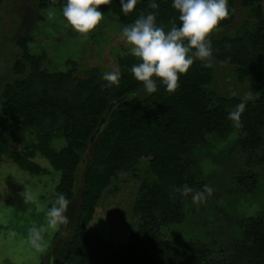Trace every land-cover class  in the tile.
Segmentation results:
<instances>
[{
    "label": "trees",
    "instance_id": "obj_1",
    "mask_svg": "<svg viewBox=\"0 0 264 264\" xmlns=\"http://www.w3.org/2000/svg\"><path fill=\"white\" fill-rule=\"evenodd\" d=\"M65 2L39 0V6L63 7ZM151 2L137 0L128 14L121 10L120 0H108L100 9L115 16L120 32L149 12L156 13V22L165 31L180 25L173 0H155L156 9L150 7ZM229 8L228 18L209 36L213 54L207 63L211 66L194 57L174 92L157 80L155 92L131 97L144 87L131 73L132 65L140 62L131 53L118 55L121 75L119 83L111 87L96 68L83 79L69 71L47 72L42 69L44 55L29 49V34L19 37L20 53L13 65L16 77L5 83L0 94V161L7 155L21 169L38 173L43 167L35 158H45L59 176L56 196L63 193L71 201L82 153L100 126L101 116L111 103L118 102L109 110L93 144L73 232L58 253V264H264V214L248 219L242 239L222 258L211 257L210 249L200 241L172 240L161 234L163 227L182 222L184 201L198 192L189 156L208 136L224 137L237 131L241 149L261 151L264 160L263 0H229ZM211 59L235 66L238 79L250 81L252 96L216 92ZM244 100L238 127L228 114ZM30 129H37L31 140L27 138ZM57 134L64 142L59 149L53 147ZM10 144L23 146L17 151ZM143 161L152 177L141 176ZM124 173L139 180L133 206L138 217L135 228L118 246L102 235L89 239V224L102 197ZM185 185L193 192L184 195L177 191Z\"/></svg>",
    "mask_w": 264,
    "mask_h": 264
},
{
    "label": "rangeland",
    "instance_id": "obj_2",
    "mask_svg": "<svg viewBox=\"0 0 264 264\" xmlns=\"http://www.w3.org/2000/svg\"><path fill=\"white\" fill-rule=\"evenodd\" d=\"M264 6V0H263ZM63 7L39 6V0H5L0 4V94L6 82L15 79L13 65L20 53L18 39L29 34V49L43 54L42 69L47 72H71L81 79L88 78L96 68L101 73L119 69L118 55L130 53V46L121 38V24L114 15L104 12L96 29L81 34L73 30L62 14ZM101 10V9H100ZM102 11V10H101ZM240 17L238 6L237 19ZM215 68L212 88L223 95L252 96L249 80L241 82L235 66L211 59ZM145 88L132 93L145 95ZM111 103L101 116L100 126L91 135L82 153L64 231L48 227L46 212L56 199L58 173L45 158L35 160L43 170L31 173L21 169L7 155L0 161V264H58V253L73 232L84 177L92 161L93 144L107 122ZM3 121L0 113V130ZM37 129H30L29 140ZM264 136V129L262 131ZM53 143L59 149L64 144L60 135ZM23 145L10 144L20 151ZM190 172L198 192L205 186L209 195L197 202L187 199L183 204L181 223L162 228L161 234L172 240L200 241L210 249V256L222 258L231 251L234 242L241 240L250 217L264 214V160L261 151H243L238 144V132L224 137L208 136V140L189 156ZM142 177H152L146 162H141ZM203 183V187L199 185ZM139 180L128 173L120 175L102 197L87 236L102 235L114 245H122L135 228L138 217L133 206L138 194ZM25 194V195H24ZM40 230V239L31 230ZM36 243L42 245L37 248Z\"/></svg>",
    "mask_w": 264,
    "mask_h": 264
},
{
    "label": "clouds",
    "instance_id": "obj_3",
    "mask_svg": "<svg viewBox=\"0 0 264 264\" xmlns=\"http://www.w3.org/2000/svg\"><path fill=\"white\" fill-rule=\"evenodd\" d=\"M108 0H66L62 14L74 31L87 34L97 28L104 19V12L100 10ZM137 0H120L121 10L128 14L136 6ZM172 6L180 13L179 26L173 25L169 30L159 26L156 13L149 12L141 15L132 24L123 27L121 38L130 46V53L139 59V63L132 65L131 73L134 78L143 83L148 93L157 89V80L166 87L168 92H174L179 86L180 76L186 74L193 64V58L205 61V66L213 54L210 34L230 14L229 0H173ZM152 9L159 5L152 0ZM194 50V51H193ZM121 73L113 70L105 72L102 79L108 87L119 83ZM246 107V100L236 105L235 110L229 112L228 118L240 126L241 115ZM182 191L184 195L193 192L187 185ZM204 192L209 195L212 189L205 186ZM204 192H195L194 202L199 201ZM25 195V194H24ZM70 199L63 193L56 196L54 204L47 210L48 227L57 229L68 222L66 215ZM40 239V230H31ZM37 248L42 247L36 243Z\"/></svg>",
    "mask_w": 264,
    "mask_h": 264
}]
</instances>
